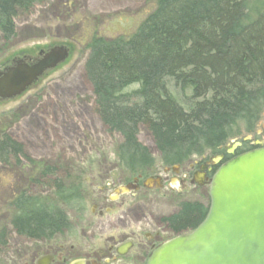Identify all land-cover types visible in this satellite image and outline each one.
I'll return each instance as SVG.
<instances>
[{"label": "trees", "instance_id": "trees-1", "mask_svg": "<svg viewBox=\"0 0 264 264\" xmlns=\"http://www.w3.org/2000/svg\"><path fill=\"white\" fill-rule=\"evenodd\" d=\"M44 0H0V54L17 36L16 20ZM152 13L129 35L87 41L85 72L95 110L110 135L122 138V171L148 174L156 159L139 141L152 135L165 167L182 165L252 133L264 112V2L247 0H144ZM262 2V5L260 3ZM22 145L0 135V163L19 161ZM41 181L53 168L40 166ZM52 197L21 195L10 227L31 240H51L71 228L69 209L84 212L86 185L54 177ZM209 206L182 202L164 222L174 233L196 229ZM1 243L6 232L1 231Z\"/></svg>", "mask_w": 264, "mask_h": 264}, {"label": "rangeland", "instance_id": "rangeland-1", "mask_svg": "<svg viewBox=\"0 0 264 264\" xmlns=\"http://www.w3.org/2000/svg\"><path fill=\"white\" fill-rule=\"evenodd\" d=\"M258 2L247 0L253 16ZM153 9L154 5L144 0H44L31 13L17 18L16 39L0 54V73L14 61L24 57L40 59V52L58 46L69 49V58L23 96L12 100L0 98V135L7 134L23 150L19 161L11 158L8 163H0V232H6L4 243L0 236V264H36L43 256L59 253L65 255L66 264H71L85 254L104 253V244L112 236L122 243L133 234L136 247L128 264H144L153 246L172 238L164 220L175 214L182 202L209 206V187H194L188 182L182 188L175 171L179 167L188 171L190 165L215 156L213 153L165 167L160 163L151 133L141 128L139 141L156 159V166L144 175L122 171L115 156L122 138L108 133L95 110L92 86L85 72L87 41L93 34L105 38L129 35ZM260 11L264 13V6ZM263 129L264 112L251 134L243 132L226 145L260 134ZM40 166L53 168L45 181L40 179ZM140 175L147 182L161 178L163 188L149 184L152 189L125 198L124 212L105 215L103 224L91 219L93 208L98 213L111 209L104 197L113 196L114 188L126 187ZM56 176L68 182L81 178L85 183L84 212L69 209L71 228L54 239L31 240L18 235L10 227L16 212L11 204L24 194L52 197L53 184L49 179ZM122 214L126 217H120ZM76 228L78 245L73 252ZM106 246L112 247V243ZM101 259L103 262L104 256Z\"/></svg>", "mask_w": 264, "mask_h": 264}, {"label": "water", "instance_id": "water-1", "mask_svg": "<svg viewBox=\"0 0 264 264\" xmlns=\"http://www.w3.org/2000/svg\"><path fill=\"white\" fill-rule=\"evenodd\" d=\"M39 56L35 62L28 58L14 61L0 73L2 100L16 99L30 91L69 58V49L58 46ZM240 145L236 143L233 150ZM221 159L216 158L214 163ZM148 183L163 188L161 178ZM132 190L134 186L117 189L121 194ZM209 199L204 221L193 231L157 246L146 264H264V148L236 156L220 166L209 182ZM52 259L45 256L37 264H50Z\"/></svg>", "mask_w": 264, "mask_h": 264}, {"label": "flooded vegetation", "instance_id": "flooded-vegetation-1", "mask_svg": "<svg viewBox=\"0 0 264 264\" xmlns=\"http://www.w3.org/2000/svg\"><path fill=\"white\" fill-rule=\"evenodd\" d=\"M37 59H32L28 57V60L32 62H35ZM236 143H240L241 145L239 147H236L233 150V147ZM262 148H264V129L262 132H260V134L257 133L254 136L251 135L250 138L243 139L238 142H232L229 145L223 146L217 155L209 159H203L199 162H195V164L190 165V168L188 169V171L181 169V167L177 169L178 171H175L174 168H172L171 170H174L176 172L175 175L178 177L179 184L182 188H185L188 182H189V185H192L194 187H207V186L209 187L210 180L212 179L213 175L217 172L220 166H222L223 164H225L226 162H228L229 160H231L232 158L236 156H239V155H242V154L257 150V149H262ZM231 150H233V154L230 155L229 152ZM219 157H222V159L218 163H214V160L216 158L218 159ZM188 178H189V181H188ZM199 183H202L203 185L200 186ZM148 184L149 183L147 182V180L143 181L142 176L140 175L139 177L133 178L131 183H128L126 185V186H134L135 190H132L131 192L126 193V194H121L117 191L118 187L114 188L115 190L113 191V194H112L113 196H110L108 198L104 197V203L109 204L111 206V209L107 208L106 213H104L102 210H100L98 213L96 209L93 208V211L91 212V219L94 221L96 220L99 223H102L104 222L105 215L114 214L115 212L123 213L125 198L130 197L131 195H134L135 193H139L141 190L147 191L149 189H152V187H150ZM85 214H86V211H85ZM123 216L125 215L122 214L120 217H123ZM76 232H77V228L75 229V233H74L75 244L71 246V251L73 252H76V249H77L76 245H78L77 243L78 239H77ZM185 233H188V232L186 231V232H181L177 234L172 232V238L179 236V235H183ZM133 235L128 236L127 239L124 240L122 243H117L116 238L112 236L111 237L112 239L111 240L107 239V241L104 244V253H101L98 251L95 253V255L85 254L84 256H82L83 258L77 257V259H75L74 262L78 260H82L85 262V264H103V262L104 264H128L130 253L136 247L135 238L133 237ZM108 242L112 243V247L110 246L109 248H107L106 244H108ZM162 243H160L159 245H161ZM128 245L130 247L129 248L127 247L128 249H126V246ZM157 246H153L152 251ZM46 256H51L53 258L50 264H58V263L66 264L67 262V260L65 259V255L63 253H59L57 255L49 254ZM103 256H104V260L102 262L101 257ZM41 258L37 260L36 264ZM144 264H146V260Z\"/></svg>", "mask_w": 264, "mask_h": 264}, {"label": "bare ground", "instance_id": "bare-ground-1", "mask_svg": "<svg viewBox=\"0 0 264 264\" xmlns=\"http://www.w3.org/2000/svg\"><path fill=\"white\" fill-rule=\"evenodd\" d=\"M28 57H24V59H27ZM203 178V177H202ZM71 226V225H70Z\"/></svg>", "mask_w": 264, "mask_h": 264}]
</instances>
